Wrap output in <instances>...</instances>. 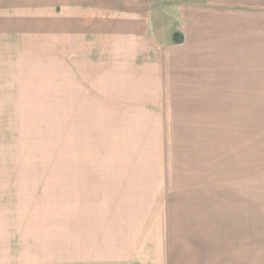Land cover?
<instances>
[{
	"label": "rangeland",
	"instance_id": "374dc122",
	"mask_svg": "<svg viewBox=\"0 0 264 264\" xmlns=\"http://www.w3.org/2000/svg\"><path fill=\"white\" fill-rule=\"evenodd\" d=\"M135 1L0 22V264H264V0Z\"/></svg>",
	"mask_w": 264,
	"mask_h": 264
},
{
	"label": "crops",
	"instance_id": "0c3cea01",
	"mask_svg": "<svg viewBox=\"0 0 264 264\" xmlns=\"http://www.w3.org/2000/svg\"><path fill=\"white\" fill-rule=\"evenodd\" d=\"M43 4H36L34 0H0V22H16L20 21L26 24L31 22V28H36L37 21H41L42 23L48 22L47 24L57 23L59 30L63 26V31L66 33L76 32V28H79L80 22L85 21L84 17L88 15V17H95L97 20L98 16L105 17L106 22V38H110L109 30H112L113 38H120L121 40H131V39H139V31L143 30L144 34L147 27V22L145 18V5L144 2L142 5L138 4L135 0H107L110 3L108 4L106 0H57L56 6L52 4L51 0H42ZM117 1V2H115ZM137 4V5H135ZM136 9L137 10H133ZM5 8V10H2ZM140 8V9H138ZM128 9V10H127ZM215 12V10L213 11ZM222 13H226L225 10L221 11ZM221 14V13H220ZM213 15V14H212ZM132 19H135L132 22ZM83 20V21H82ZM213 20V21H212ZM211 21L213 22V27L208 26L210 22L205 23L200 22L198 20H194L193 18L187 22H185V27L182 25V30L176 31L173 33V40L175 44H172L174 48V52L178 54L180 51H183V48L177 47V39L178 35H181L183 40L187 39L188 30H191V33L201 34L204 30L206 31H223L225 18L215 17ZM203 21V20H201ZM92 22V20H91ZM205 23V24H204ZM234 24V22H232ZM46 24V23H45ZM240 24V23H239ZM55 25V24H54ZM204 26H208V29H205ZM6 29V28H5ZM9 29V28H7ZM23 29V28H21ZM51 29L50 27L44 28V30ZM82 30V33L91 32L88 27L79 28ZM150 32V31H149ZM253 31L250 32L249 38L255 36L253 35ZM143 34V35H144ZM142 35V36H143ZM239 35V36H238ZM237 35V39H239L240 34ZM64 37H75L69 35H62ZM81 36H83L81 34ZM80 36V37H81ZM90 35L85 34L84 37H89ZM226 36V34H225ZM227 37V36H226ZM235 37V34L233 36ZM233 42H229V44H234V38H230ZM229 39V40H230ZM247 39V38H246ZM249 40V39H248ZM123 43V42H122ZM184 44V42L182 43ZM181 44V46H182ZM224 42L219 41L217 43L218 46H223ZM230 46V45H229ZM178 48V51L176 50ZM172 49V48H171ZM231 51L221 52L222 55L229 54ZM233 55V54H232Z\"/></svg>",
	"mask_w": 264,
	"mask_h": 264
}]
</instances>
